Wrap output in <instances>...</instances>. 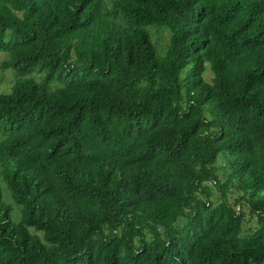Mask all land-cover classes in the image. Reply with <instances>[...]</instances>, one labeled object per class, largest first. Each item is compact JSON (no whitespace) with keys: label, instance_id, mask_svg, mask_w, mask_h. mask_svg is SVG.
I'll return each mask as SVG.
<instances>
[{"label":"trees","instance_id":"1","mask_svg":"<svg viewBox=\"0 0 264 264\" xmlns=\"http://www.w3.org/2000/svg\"><path fill=\"white\" fill-rule=\"evenodd\" d=\"M1 53L0 264H264V0H0Z\"/></svg>","mask_w":264,"mask_h":264},{"label":"rangeland","instance_id":"2","mask_svg":"<svg viewBox=\"0 0 264 264\" xmlns=\"http://www.w3.org/2000/svg\"><path fill=\"white\" fill-rule=\"evenodd\" d=\"M151 34H152V38L153 41L157 44V46L159 47V50L162 48L166 47V44L168 42V31L165 29H154L152 28L150 30ZM7 56L3 53L0 54V92L1 93H6L8 92L9 88L11 85L14 84L15 79H16V73L13 70H6V71H2L1 70V66L2 63L4 61H6ZM211 77V75L209 73H207L206 75V79L209 80ZM38 76H35V79H38ZM1 187L4 190V197L5 200L8 203H11V200L8 196V194L5 192V187L2 183ZM215 196H217L216 190H214ZM235 199V196H230V202L233 203ZM12 204V203H11ZM14 207V206H13ZM16 210V208H14ZM248 219V218H247ZM253 225H255V219H249L248 223L244 226V231H247L250 227H252Z\"/></svg>","mask_w":264,"mask_h":264}]
</instances>
